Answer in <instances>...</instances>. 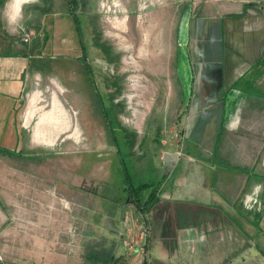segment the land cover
Segmentation results:
<instances>
[{"label":"rangeland","instance_id":"1","mask_svg":"<svg viewBox=\"0 0 264 264\" xmlns=\"http://www.w3.org/2000/svg\"><path fill=\"white\" fill-rule=\"evenodd\" d=\"M70 1L67 7L66 0L27 4L26 10L34 12L28 26L37 31L27 36L26 47L17 43L21 49L14 45L6 48L8 53H24L26 48L27 61L40 73L35 75L38 84L25 97L24 105L20 95L0 93V100H5L0 109L8 102L5 113L0 111L2 124L7 126L0 130V148L11 150L0 149V263L86 264L87 246L103 242L108 247L115 242V254L122 257L120 264H142L145 260L149 264H264L261 243L252 238L254 223L243 213L241 198L231 199L234 170L245 176L258 171L264 161V132L259 131L264 119L259 108L243 109L246 117L243 113L245 119L235 131L229 132L224 118L225 127L210 146L192 144L180 135L187 123L177 120L183 115L189 121L194 119V104L190 100L163 103L173 94L180 96L179 89L183 92L164 85V80L177 77L163 67L169 70V63L176 64L179 32L177 20L171 25L155 22L164 10L159 5L163 0ZM162 27L166 38L167 28L172 29V49L168 39L165 45L155 46V28L160 31ZM14 40L21 41L20 37ZM192 76L197 77L194 67ZM257 93V99L264 100V90ZM32 97L34 104L40 101L38 121L31 116L35 114ZM223 100L227 101L226 96ZM251 100L248 98L246 104ZM216 105L222 117L226 103ZM202 106L198 115L213 110L211 104ZM57 109L65 120L55 118ZM68 113L73 118L69 128ZM36 121V136L42 142L33 141ZM20 124L26 125V134ZM176 124L180 131L171 128ZM209 135L205 132L202 136ZM175 152L184 155L166 161V153ZM185 154L194 163L191 168H185L187 163L180 167ZM195 163H211L215 177L204 187L218 195L217 199L200 200L195 190L180 181L187 169H193L192 173L203 169ZM222 168L230 171L225 178L229 179V195L217 187ZM130 189L140 197L139 203L135 202L141 209L148 204L149 209L155 197L158 203L161 196L169 197L157 205H161L160 212H167L161 218V231L156 226L155 234L146 233L143 245L137 244V261L126 259L130 251L119 242L116 220L105 218L106 210L114 208ZM128 192L127 197L132 194ZM170 194L176 197L171 200ZM149 196L152 199L147 201ZM197 202H205L200 211L204 216L194 215L196 208H201ZM76 210L79 223L73 222ZM83 210L92 216L93 224L83 222ZM140 217L147 222L148 216ZM190 226L209 228L206 249H188L186 239L195 237L194 231L186 233ZM149 236L154 243L147 241ZM92 261L88 259V264H99Z\"/></svg>","mask_w":264,"mask_h":264},{"label":"crops","instance_id":"2","mask_svg":"<svg viewBox=\"0 0 264 264\" xmlns=\"http://www.w3.org/2000/svg\"><path fill=\"white\" fill-rule=\"evenodd\" d=\"M49 1L55 2L56 0ZM33 2H35V6H37L38 4H42L41 2L44 3L45 0H0V39L2 38L1 40H3L2 42L0 40V49L1 47L3 49V51L0 50V93L20 95L23 105L25 103V97L29 95L32 88L37 86L38 83L34 80V77L37 73H40V71L36 65L32 66L29 64L30 62L27 61L28 55L26 54L28 52H25L26 48H24V53L23 50L20 52L8 53L6 52V48L13 45L19 48L18 45L20 44L17 43H22L26 47L25 41H29L27 36L30 34L29 36L31 37L32 34L37 31L33 27L28 26V19L33 17L34 12L29 9L26 10V5ZM68 3L66 0V7ZM159 5L164 10L162 9L163 12H159L155 22L161 23L160 21L162 20V23L171 25L173 19L177 20V32H179L177 34L179 43L176 51V64H172V62L169 63V70L167 67H163L164 71H172L176 73L177 77L175 79L164 80V85L166 84L167 88L176 87L183 89L182 93L179 89L178 94H180V96L173 94L166 102H164V99L163 103L171 105L177 104L178 102L187 103L190 100L191 103L194 104L193 108L196 114L193 116L195 118L190 119V121L186 115H183L179 120L176 119L178 122L181 119L180 123H187L184 125V129L182 128L183 132H181L180 135L186 138L188 137L192 144L193 142H199L204 146L205 144L210 146L211 141L214 140V136H217V134L219 136L221 128L226 126L229 132H231V130L235 131L238 128L241 119H245L244 116L246 117V113L243 112V109L252 107L259 108V112L261 113V115H259L264 119V111L262 110L264 109V100L257 99V90H264V0H163V3L160 2ZM162 13H164V15H162ZM166 13L169 14L166 15ZM180 25L183 26L181 27ZM155 29L158 35L155 46L159 48L161 45H165L168 39L169 48L172 49L171 27L167 28V33L169 32L168 38H166L165 35V27H162L160 31L157 28ZM9 37L13 39H9ZM15 37H20L21 41L15 42ZM205 66H207V69L205 73H202ZM193 67L197 73L196 79L192 76ZM201 67L202 70L200 72ZM220 93L221 96L219 97ZM222 94L226 96L227 101L223 100L224 96ZM248 98H252L249 105L246 104ZM3 103H5V100H0V104ZM220 103H226L222 117L221 112L219 113L217 109V105L214 106ZM6 104L3 105L0 111L3 110L5 113L7 108ZM32 104V111H35V114L31 116L37 117L41 113L37 108L40 105V101L39 105L34 104L32 97L31 105ZM202 104L213 105L211 113L204 111L198 115L196 112H198L199 109L201 112L203 110ZM247 106H249V108ZM64 109L66 110L65 107ZM22 111L23 107L17 115L18 120ZM32 111L30 114H32ZM25 113L27 119L29 110L27 109ZM243 113L244 116H242ZM68 116L69 128L72 126L73 118L70 113H68ZM55 118L58 121L65 120L62 111L58 109L55 111ZM224 118L225 126L222 125L224 124ZM3 119L2 116L0 118V130H6L7 128L6 124H2V121H4ZM37 121L33 133V141L42 142L39 141L36 136ZM189 122L190 126L188 125ZM209 123L211 124L210 126ZM262 125L261 123L259 124V131L264 132V127H261ZM24 126L20 124L21 129H23L24 134H26V128ZM65 128L66 126L61 130ZM171 128L177 129L178 124ZM178 130L180 131L181 129L178 128ZM77 132L78 128H75L73 134L76 135ZM205 132L210 134L208 138L202 136ZM188 133L192 136H189ZM4 134H6V132L3 133V135ZM58 134L56 133L55 137H57L56 135ZM218 136L215 137V139H217ZM190 137H195L196 140ZM22 142H19V145H22ZM0 149L4 152H11V150L9 151L7 148ZM182 153L183 152H179L178 156H183L184 154L181 155ZM186 154L184 157L188 156ZM189 158L194 160L193 157ZM168 160L169 159H166V161ZM185 163H187L185 168H191L194 164L186 157L180 167H183ZM167 164L168 163L163 164L164 168H166ZM209 164L211 163H195L196 166L202 167L203 171L199 170V173H192L191 171L193 169H187L180 179V181L184 180L188 184V188L191 189L192 192L194 190L196 191L197 198H200V200H206V198L209 197L212 200L218 198V195L217 197L212 195L209 191L205 190L204 187L205 183L209 182V179L215 177V173H212ZM213 164L215 163H212V165ZM205 168L210 172H207V170L205 171ZM228 169L229 168H226L224 170L222 168L224 171L219 174L221 176L220 178L218 177L220 182L217 183V185H219L217 186L218 189L227 195L230 194V189L227 186L229 179H225L230 172ZM258 171L252 170V172H247L245 176H238L240 175L239 173L242 172L234 170V177L231 179V199L239 201L241 198L240 201L241 208L244 211L243 213L249 216L248 218L251 223H254L255 230L252 232V238L253 240L257 238L260 241L259 243H261V245L258 243L260 250H264V161H261L259 164ZM128 191L132 193V197H136L132 189L124 191L125 195L121 197L120 202L115 206L116 208L114 207L111 210H106L105 218L106 220L108 218L113 221L116 220V234L120 236V244L126 247L124 245V240L130 234H134L135 236L137 234L138 244L141 246L146 240V233L141 237L140 231L143 222L140 216L143 214L148 216V218L146 217L148 219L147 223H149V230L147 233L151 231L152 234H155V227L158 225L161 231V218L167 212H160L159 208L164 200H167L169 197H167V195H160L163 199L160 200L159 203H161V205L158 207L157 205L159 203L155 201V197L149 209V204L146 205L144 209H141L133 198H129L131 197L129 194L127 197ZM173 195L174 194H170L171 200L176 197H173ZM151 199V196H149L146 200L149 201ZM200 203L203 204L200 205ZM204 203L205 202L196 203L201 207L198 209L196 208V213L194 214L196 217L198 215L204 216L200 213L203 205H205ZM78 211L79 210H76L73 215V222L75 221V223H79L80 220ZM82 215L84 217V223L88 222L93 224V222H95L86 210H83ZM126 216L128 218H126ZM105 218L102 219V221H104ZM91 231L95 232L94 230ZM191 231H194L195 237ZM189 232H191L193 236L186 239L187 242H189L188 249L197 251L198 248L200 250H202V247L207 248V242L209 241L208 237L211 236L209 228L207 230V228L190 226L187 227L186 233ZM150 237L151 236L147 238V241L151 243V241L153 242V237ZM114 245L115 247L117 246L115 242ZM125 249H127V247ZM127 253L126 251V254ZM127 255L126 259L129 257L132 258V261H137L136 252L130 251Z\"/></svg>","mask_w":264,"mask_h":264},{"label":"trees","instance_id":"3","mask_svg":"<svg viewBox=\"0 0 264 264\" xmlns=\"http://www.w3.org/2000/svg\"><path fill=\"white\" fill-rule=\"evenodd\" d=\"M70 4L71 1L69 0ZM136 194V193H135ZM138 194H136L135 196V200H137V202L139 203L140 197L137 196ZM132 196V194H131ZM143 205H146L143 204ZM100 246V247H99ZM97 247V248H96ZM85 261L86 264H88V259L93 260V263L98 262L99 264H120L122 262V257L121 256H117L115 254V245L112 244L111 246L106 247L105 243L103 242H97L95 245H91V246H87V248L85 249ZM261 251L264 252L263 249H261ZM142 264H149L147 260H145Z\"/></svg>","mask_w":264,"mask_h":264},{"label":"built area","instance_id":"4","mask_svg":"<svg viewBox=\"0 0 264 264\" xmlns=\"http://www.w3.org/2000/svg\"><path fill=\"white\" fill-rule=\"evenodd\" d=\"M30 35V34H29ZM126 218H128L127 216H126ZM127 220V219H126ZM149 230V228H148V224H147V222L146 223H143L142 225H141V231H140V235H141V237H143V235L145 234V233H147V231ZM139 243V241H138V239H137V234H136V236L134 235V234H130L125 240H124V245L127 247V249L129 250V251H134L135 249H136V246H137V244ZM140 246V245H139Z\"/></svg>","mask_w":264,"mask_h":264},{"label":"water","instance_id":"5","mask_svg":"<svg viewBox=\"0 0 264 264\" xmlns=\"http://www.w3.org/2000/svg\"><path fill=\"white\" fill-rule=\"evenodd\" d=\"M179 153L178 152H175L173 154L171 153H166V156H167V159H169V161H172ZM172 165V163H171Z\"/></svg>","mask_w":264,"mask_h":264},{"label":"flooded vegetation","instance_id":"6","mask_svg":"<svg viewBox=\"0 0 264 264\" xmlns=\"http://www.w3.org/2000/svg\"><path fill=\"white\" fill-rule=\"evenodd\" d=\"M72 11V10H71ZM82 57V56H81Z\"/></svg>","mask_w":264,"mask_h":264}]
</instances>
